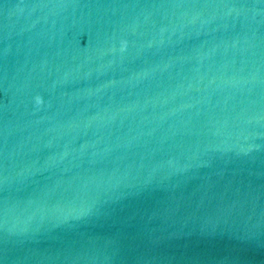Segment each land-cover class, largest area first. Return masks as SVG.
<instances>
[{"label": "water", "instance_id": "obj_1", "mask_svg": "<svg viewBox=\"0 0 264 264\" xmlns=\"http://www.w3.org/2000/svg\"><path fill=\"white\" fill-rule=\"evenodd\" d=\"M0 264H264V0H0Z\"/></svg>", "mask_w": 264, "mask_h": 264}]
</instances>
